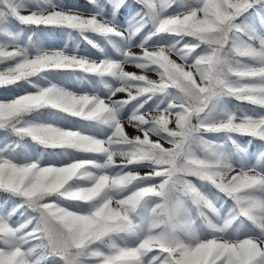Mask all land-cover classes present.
Instances as JSON below:
<instances>
[{
  "label": "snow or ice",
  "instance_id": "obj_1",
  "mask_svg": "<svg viewBox=\"0 0 264 264\" xmlns=\"http://www.w3.org/2000/svg\"><path fill=\"white\" fill-rule=\"evenodd\" d=\"M0 66V264H264V0H0Z\"/></svg>",
  "mask_w": 264,
  "mask_h": 264
},
{
  "label": "rangeland",
  "instance_id": "obj_2",
  "mask_svg": "<svg viewBox=\"0 0 264 264\" xmlns=\"http://www.w3.org/2000/svg\"><path fill=\"white\" fill-rule=\"evenodd\" d=\"M54 2H62V3L68 4V5L79 4L81 6L82 10H83V6L86 4L87 0H83V2H81L79 0H54ZM63 40H64V42L71 44V41L68 40L67 34H64ZM81 47H84L83 42L81 43ZM0 67H2V66H0ZM126 70L130 71V72L131 71H138V70L134 69L131 66H126ZM77 87H79V85H77ZM73 90H75V89H73ZM11 95L12 94H0V98L10 97ZM230 106L231 107L239 106L240 108H250L251 107V106H249V105H247L245 103H240V102L235 101V100H231L230 101ZM70 119H74V118H70ZM127 130L129 132V134H133L134 133V130L132 128H128ZM1 132H2V134H0V137H3L2 135L4 134V132L2 130H1ZM17 219H19V217H17Z\"/></svg>",
  "mask_w": 264,
  "mask_h": 264
},
{
  "label": "trees",
  "instance_id": "obj_3",
  "mask_svg": "<svg viewBox=\"0 0 264 264\" xmlns=\"http://www.w3.org/2000/svg\"><path fill=\"white\" fill-rule=\"evenodd\" d=\"M79 1L83 2V0H79ZM102 2H103V0H102ZM130 2H131V0H130ZM63 36H64V34H63ZM18 87L19 88H27L28 86L26 84H24V82H19ZM18 87L16 85L8 86L7 88L0 87V94H13L15 91L18 90ZM0 134H2L1 130H0ZM2 136H4V134ZM0 199H2V197H0Z\"/></svg>",
  "mask_w": 264,
  "mask_h": 264
}]
</instances>
